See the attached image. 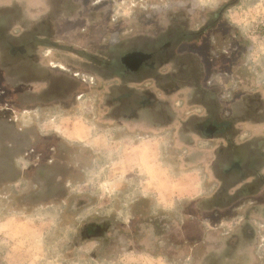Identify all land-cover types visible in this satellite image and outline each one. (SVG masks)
<instances>
[{"label":"rangeland","instance_id":"374dc122","mask_svg":"<svg viewBox=\"0 0 264 264\" xmlns=\"http://www.w3.org/2000/svg\"><path fill=\"white\" fill-rule=\"evenodd\" d=\"M106 1L113 8L110 10L114 16L110 21V31L105 27L106 32L86 33L83 37L75 28L68 31L73 20L80 26L91 21L102 26L106 21V14L98 19L94 18L97 13L90 15L93 18L88 16L89 8L93 7L88 1H81L85 7L76 11L75 4H69L68 0H0V28L15 22L10 29L14 35V40H11L14 47L6 45L0 48V119L12 120L14 114L19 117L16 111L28 109L27 102L31 103L30 109H34L38 108V101H46L47 108L38 109L43 117L59 119L68 116L63 119L64 126L71 120L88 125L91 135H99L98 148H102L101 142H106L107 137L120 142L105 153L92 149L89 141L70 144L54 134L49 135L50 141L47 142L56 144V151L46 150L50 145L44 144L43 140L38 143L37 147L44 150L40 152V160L47 162L52 159V162L46 166L43 164V176L34 180L45 187L44 192L33 195L30 200L38 197L48 201L63 200L62 208L61 204L53 205L42 214L57 218L42 225V229L47 231L43 240L36 242L42 253L39 264H262L264 219L261 206L264 204V190L255 196L247 194L248 188L256 189L260 182L240 185L238 191L232 193L236 187L230 188V185L239 179V172L234 170L230 176H223L224 189L215 192L219 182L210 171L208 161L214 157L216 141L200 138L197 119L179 122L190 112H199L195 103L206 100L183 86L197 82L200 76L205 75L206 85L224 86L228 84L227 78L218 76L217 80L209 81L212 75L236 74L245 78L239 83L240 89L264 92V85L259 80L245 81L251 74L256 76L264 71L260 66L264 63V0H241L237 6L234 4L237 0L169 1L173 3L174 10L170 12L173 17L168 22L164 17L168 11L166 8L172 7L170 4L163 6L164 0H159L158 5L151 0ZM55 7L62 8L64 14L50 21L52 26L48 31L47 25L39 27L40 19ZM220 7L225 9L226 19L217 21L203 35L195 31L207 8L214 13ZM100 8L104 13L108 10L107 7ZM151 8L154 10L152 14ZM157 15L161 30L174 23L181 27L179 31L196 32L188 34L185 40L194 42L178 44L175 41V45L168 48L174 53L172 62L152 71H142L143 76L158 72L156 81L146 80L137 85L142 86L143 100L149 99L145 91L155 93L163 100L159 103L154 99L151 104V107L161 110L158 119L169 112L167 102L170 100L173 106L170 110L176 111L173 116L176 124H132L118 120L115 117L122 112L112 106H116L120 98L132 101L134 105L136 91L125 86L129 75L123 70L119 53L115 50L110 54L108 49L104 53V49L94 46L98 42L104 44V41L117 44L127 34L136 36L140 33L135 32V26L141 23L144 28L150 21L154 24L153 18ZM121 25L125 29L133 28V31L124 32ZM141 34L145 40H150L155 38L156 32ZM160 34L161 31L159 40L168 39L167 35ZM29 39L35 43L41 41V44L23 52L18 46ZM1 40L4 41L0 35ZM200 40H204L202 45L197 43ZM50 42L62 45L78 42L86 50L80 49L77 56L70 51L49 48ZM109 56L113 64L104 66L102 62ZM73 71H78L77 77H73ZM43 77H47V81L58 82L60 90L42 95L40 92L46 86L41 79ZM177 86L182 87L171 97L165 96ZM262 100L261 95L246 97L245 102H239L237 111L242 112L248 101H251L253 111ZM259 114L250 112L255 118ZM71 115L77 116L71 118ZM142 117L148 123L151 121L150 115ZM1 126L5 128L3 135L16 138L20 145L26 144L29 135L41 137L32 126L25 127V130L22 124L9 122ZM191 129L194 134L190 133ZM133 141L141 143L139 152L147 166L127 169L128 166L121 167L124 161L119 165V160L124 158L120 156L124 150L133 152L130 151ZM244 149L234 151L233 148L231 151L224 148L217 157L222 158L225 165L228 160L232 161L231 158L241 156ZM252 158V164L262 159L254 155ZM188 171H195L196 179L186 181L197 185L196 193L160 194L155 190L158 182L163 188H168L177 182L181 173ZM25 211L30 215L38 212L33 209ZM253 232L255 237L251 238ZM91 233L96 236H89ZM42 243L44 250L41 249Z\"/></svg>","mask_w":264,"mask_h":264},{"label":"crops","instance_id":"0c3cea01","mask_svg":"<svg viewBox=\"0 0 264 264\" xmlns=\"http://www.w3.org/2000/svg\"><path fill=\"white\" fill-rule=\"evenodd\" d=\"M72 4H75V10L78 11L82 6L85 7V5H82L80 2L85 1L89 3V5H92V8H89L88 16L94 15L95 12L101 11L102 8L100 7H107L108 10L105 11V14L103 16L106 17L105 23H103L102 26L94 25L95 23L90 22L85 23L80 26L78 23H73L69 27V32L75 28L77 32L82 33L83 37L86 33H95V32H106L107 28L108 31H110V21L114 20V16L112 15L113 8H110V3L106 0H70ZM103 1V2H101ZM112 1V0H109ZM156 1L154 5H158L159 0H151ZM166 1L164 5H169V1L173 2L174 0H164ZM185 1H192V0H185ZM241 0H237L234 4L235 6L238 5V3ZM99 2L102 4L99 5ZM103 5V6H102ZM172 8H166L168 11L167 14L164 16L168 22L169 18L173 17L170 12H173V3L170 4ZM91 7V6H90ZM91 9V10H90ZM155 9V8H154ZM205 9V8H204ZM75 10L73 12H75ZM81 10H83L81 8ZM207 11L204 12L203 21L201 22L200 26L197 30L199 31L204 21L211 15L212 12H209L208 8ZM227 10V9H226ZM153 8H151V14L153 13ZM225 10L222 12L221 17L218 19V21L224 20L225 18ZM126 13V12H125ZM170 13V14H169ZM147 15L146 13H144ZM150 14V15H151ZM65 17H68V15H64ZM70 16H73L72 14ZM133 17V16H132ZM139 17V16H138ZM137 17V18H138ZM93 18V17H91ZM95 19H98V15L94 16ZM153 18V17H152ZM124 19V18H123ZM154 19V24L151 23L148 24L143 28V25L141 23H138V26H135V32L140 33L136 34V36L127 34L124 35L121 40H119L116 44H110L108 41H104V44L98 42L96 44L97 49H104L102 52L105 53L106 49L108 51L112 52V54L117 51V54L119 53L118 57L119 60L124 67V71L128 73V78L125 80L126 82V88L128 89H135L134 91L135 98H134V105L131 107H126L119 117H115L118 120H123L124 122H130L134 124H176L173 116L176 115V111H172L170 109H173V106L170 104V100L167 102L169 107V112L166 111V116H161V119H158L157 116L161 114L160 109L154 108V106L151 107V104H153L154 99L157 100V102L162 103V99L158 98V96L155 93H147L145 91V96L149 97L148 100L142 99L144 97L142 86L138 87L137 85H142V83L146 80H153L156 81L158 72H155L156 74H150L143 76L142 70L133 69L130 66L133 64L130 62L129 57L133 54L140 56H147L146 63H148L147 67L150 70L151 66L149 65L153 63L152 66H155L154 68H159L169 62L173 61V57L162 60L161 63L158 62L159 58L157 56L158 52H161L162 54L167 53V49L170 46H173L174 44L171 43L173 37L168 35L167 33L169 31H172V27L174 23L168 24L167 28L161 30L160 28L162 25L159 23V15H157ZM62 20V19H61ZM63 21V20H62ZM140 22V21H139ZM216 24V23H215ZM214 24V26H215ZM108 25V26H107ZM124 25H121L123 27ZM212 26V27H214ZM107 27V28H105ZM125 29V27H123ZM106 30V31H105ZM127 30L130 32L133 31V28L125 29L124 32L128 33ZM57 31V30H56ZM54 31V32H56ZM122 31V30H121ZM161 31L160 36L167 35L168 39L166 40H159V32ZM193 31V30H190ZM208 31V30H207ZM207 31L205 33H207ZM129 32V33H130ZM149 32H156L155 38L151 37L150 40H145L143 34L141 33H149ZM172 34V33H171ZM134 36V37H133ZM170 37V39H169ZM95 38H98L95 37ZM109 37H107L108 39ZM159 38V39H158ZM153 39H155L153 41ZM145 40V41H144ZM136 41V43H133ZM106 42V43H105ZM139 42V44L137 43ZM187 42V41H183ZM181 42V43H183ZM194 42L192 40H189L187 43ZM84 43V42H83ZM179 43V44H181ZM198 45H202L204 43V40H200L197 42ZM172 44V45H171ZM49 48L52 49H62L65 51L73 52V55L80 54L79 50L82 51L86 50V47L82 44H68V45H62L57 42H50L48 45ZM179 47V45H178ZM95 48V49H96ZM75 52H74V51ZM158 50H163L158 51ZM156 55V56H155ZM104 57V56H103ZM111 56L106 60H103L104 66H109L112 63V60L110 59ZM157 60V62H156ZM159 63V64H158ZM78 64V63H76ZM260 65V64H258ZM260 66L264 68V63H262ZM153 68V69H154ZM73 77L78 76V71H73ZM200 76L197 82L190 83L186 86L190 91L200 94L203 96L206 100H201L199 102H196V106L199 107V112H190L188 116L184 117V120H181L179 123H185L186 121H189L190 119L194 118L197 119L199 122V134L200 138L206 140V141H216L217 145H215V153L213 159L209 160V167L211 168V172L214 174L216 180L219 182V186L215 192H221L224 189V179L223 176L226 177L231 175V171H238L239 172V179L234 181L233 184L231 183L230 188L236 187V190H234L235 193L238 191V187L243 184H252L254 182V179H258L260 182L258 187L256 189L248 188V195L255 196L261 190H264V92H260L259 90L252 89V91L249 92L242 90L239 88L240 82L244 81L245 78L242 76H238L234 74L227 75V73L222 74L220 73H214L212 75V78H210L209 81H212L213 79L217 80L218 76H224V78H227L228 84L222 85H215L210 84L206 85L204 83V77ZM110 78V77H109ZM116 78H120L116 77ZM241 78V79H240ZM77 79V78H76ZM79 79V78H78ZM82 81L85 79L81 78ZM254 81H260L264 85V71L261 74H257L256 76L254 74H251L250 77H246L245 81L249 80ZM123 80V79H122ZM256 83V82H255ZM175 86V85H174ZM182 86H177L172 92H169L165 96L171 97V95L175 94ZM28 93L31 95V91L28 90ZM258 97L261 95L263 100L260 103V106L255 109V111L261 113L259 117H253L250 115V112H252L253 105H251V101H248L245 104V107L242 112H238V104L241 100L245 102L246 97ZM138 96V98H137ZM223 99H222V98ZM241 97V98H240ZM241 99V100H240ZM39 105L38 108L33 107L34 109H30V102H27V105L29 108L24 109L23 111H16L18 113V116L14 114V118L12 120H9V118H3L0 119V264H39L40 263V257H42V253L39 251L37 247V241L43 240L44 235L46 236V231L42 229V225L48 223V220H52L57 218V216L54 217H46L43 216L45 209L48 207H56L57 205L61 204V208L63 206L62 198L60 200H46L44 197H38L37 200L31 201V197L35 194H40L44 192V188L42 184L38 182H34L35 179L41 178L43 175L42 172V165L52 162V159L46 160H40V152L43 149L38 148V143L43 140L44 144L50 145L49 148L46 150L56 151L57 145L51 142L49 139L50 134H54L58 136L60 139H64L65 141H68L71 143H82L83 141H89L88 143H91L90 146L92 149H96L97 151H102L103 153L110 151L111 146L115 144H120V142H113L112 139L106 138V142H101L102 148H98L97 145L100 144L99 135H91L90 133V127L85 124H79L78 121H73L69 124H66L64 126L63 119L69 118L67 117H49L45 118L41 115V111L38 109H41V107L45 106V109L47 108L46 101H38ZM110 106V105H109ZM132 109V110H131ZM224 109H227L224 111ZM13 111V109H12ZM254 111V110H253ZM150 115L151 121L148 123L145 121V119L142 117V115ZM71 118H76L77 115H71ZM17 118V119H16ZM44 118V119H43ZM163 118V120H162ZM166 118V119H164ZM257 119V120H256ZM17 120V121H16ZM13 121V122H12ZM16 121V122H15ZM22 124L25 127L32 126L34 128V132L41 134L40 136L36 135H29L26 137L25 145H20L19 141L13 137H6L3 135L5 128L1 125L7 124ZM146 122V123H145ZM76 123V124H75ZM190 133L194 134L195 132L193 129H191ZM18 131L20 132V129L18 128ZM22 131V130H21ZM194 132V133H193ZM60 135V136H59ZM88 145V144H87ZM133 148H131L133 152H128L127 149L123 151L122 155L124 156L123 160H119V165L121 161H124L121 165V167L127 169L131 168H142L146 165L145 161L143 160V155L140 154V146L141 143L132 142ZM250 146L249 148H247ZM224 148L232 149L234 148V151L238 149H244V153L241 154V156L236 158H231L232 161H229L228 158L226 160L227 163L223 164V159L217 157V153L221 150H224ZM151 153H153L151 151ZM247 153V157L245 155ZM131 154L133 156L131 157ZM252 155L254 156H260L262 159H258L255 161L254 164L251 163ZM244 156L246 157L244 159ZM38 160V161H36ZM40 160V161H39ZM147 161V160H146ZM261 161V162H260ZM208 162H206V165L208 167ZM215 162H217L216 167L218 166L219 170L216 172L214 168ZM147 166V165H146ZM44 167V166H43ZM120 167V168H121ZM195 171H188L181 173L178 178L177 182H174V184L170 185L168 188H163L162 184L158 182L157 188H155L156 191H158L160 194H167L171 192H181V193H196L197 191V185H195L192 182H187L186 179H196V176L194 175ZM220 175H219V174ZM222 174V175H221ZM160 175V174H159ZM199 178L201 175H198ZM205 176V173L203 174V177ZM180 178L183 181L182 184L180 183ZM248 179H250L248 181ZM201 184V180H198ZM62 184V182H61ZM161 185V186H160ZM20 187V188H19ZM21 189V190H20ZM235 189V188H234ZM60 192H63V190H60ZM46 193V191H45ZM227 193H230L227 191ZM230 193V194H232ZM23 195L21 199L17 198L19 195ZM62 194V193H61ZM45 195V194H44ZM62 197V195H61ZM263 209V206H261ZM260 208V207H259ZM33 209L37 210L38 212H34L30 215V213L26 212L25 210ZM46 214V213H45ZM262 218L264 219V213L262 212ZM49 221V222H52ZM255 223L256 221L253 220ZM249 223V222H247ZM52 229V228H51ZM255 237V233L253 232L251 235V238ZM260 239H263V236H260ZM259 239V240H260ZM42 250L43 249V243H42ZM257 252H259L257 250ZM259 254V253H258ZM260 256V254H259ZM264 264V261L262 262Z\"/></svg>","mask_w":264,"mask_h":264},{"label":"flooded vegetation","instance_id":"af4514ba","mask_svg":"<svg viewBox=\"0 0 264 264\" xmlns=\"http://www.w3.org/2000/svg\"><path fill=\"white\" fill-rule=\"evenodd\" d=\"M59 1L61 2V1H64V0H59ZM68 1H69V4H72V2L70 0H68ZM50 10H51V12H48L47 14H45L44 17L40 19L39 24H38L39 27H43V26H46V25L49 26V27H46L47 28V31H48V28L50 29L51 26H52V22H50V21L54 17H59L60 15L64 14L63 13L64 12L63 9L60 8V7H57V8L55 7L54 9H50ZM224 10H225L224 8L220 7L219 10L215 11L214 13L212 12L211 15L204 21V23L202 24V26H201L200 30L198 31V33L200 35L201 34L202 35L205 34V32L207 30H209V28H211L212 26H214V24L218 21V19L221 17V14H222V12ZM95 13L98 14V17L99 18L105 14L104 11H102V10L101 11H98V12H95ZM12 18H13V21H14V16ZM102 22H104V20ZM14 24H15V22L12 23V24L11 23L10 24L7 23V24H5V26H2L3 28L2 27L0 28V35L2 36V39L4 40V41L1 40L0 41V44L1 45L3 43L5 44V45H2L3 47L0 45V48H4L6 45L7 46L8 45H13L12 42H11V40H14L13 37H12L14 35L12 34V32H11L10 29L13 27ZM0 25H2V22L0 23ZM179 28H181L179 25L174 24L173 27H172V29H171L172 31H169L167 33L168 35H170V36L173 37L171 43L174 44V45H175V41L179 44V43H181V42H183V41L186 40L188 34L190 36V34L196 33V32H191V31H189V32L179 31ZM33 31L34 32H37V30H33ZM51 31H52V29H51ZM39 32H41V31H39ZM177 33H180V34H177ZM23 34L25 35V32H23ZM36 44H38V45L41 44V41H39L38 43L37 42L35 43L34 40L29 39V40H26V42H23V43L19 44L18 48L22 49L23 52H24V50H26V49L34 48L36 46ZM10 47H14V45L13 46H10ZM159 51H162L163 52V50H159ZM166 51H167L166 54H162L161 52H158L157 53V56L159 58V60H158L159 63H161L162 60H166V59H169L171 57H174V53L172 51H169V49H167ZM183 56H186V54H183ZM146 58H147L146 55L145 56L144 55L143 56H140L139 54H137V55H135V54L131 55L129 57V60H130V62L133 65L130 66V67L133 68V69L135 68V69H137L139 71L140 70H142V71L147 70L148 69V67H147L148 63H146V60H145ZM156 62H157V60H156ZM152 65H153V63H151L149 65V67L151 66L150 71H152V69L155 67V66H152ZM30 75H31V73L29 72L28 73V76H30ZM198 75H200V74H198ZM55 78H56V80L59 79V77H55ZM41 79L46 84V86L44 87V89H42L41 92H40V93H42V95H45L46 96V94H51L52 91L60 90V87H58V84H56L58 82L53 83V81L52 82L51 81H47V77H43ZM132 104H133L132 101H129V100L123 101V99L120 98L119 101L116 103V106H112V107H116L119 110V112H123V111L125 112L124 109L126 107H128V108L131 107ZM116 108H113V111H115L114 109H116ZM257 108L258 107H255L254 108V111ZM254 111H252V112H254ZM257 180L258 179H254V182L257 181ZM262 212L264 213V208L262 209ZM89 236H93L94 237V236H96V234L95 233H91V234H89Z\"/></svg>","mask_w":264,"mask_h":264}]
</instances>
